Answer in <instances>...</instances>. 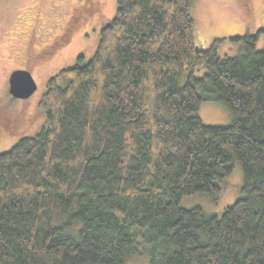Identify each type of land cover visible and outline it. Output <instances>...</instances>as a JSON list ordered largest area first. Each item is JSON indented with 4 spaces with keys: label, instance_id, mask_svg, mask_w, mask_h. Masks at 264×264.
Masks as SVG:
<instances>
[{
    "label": "trees",
    "instance_id": "1",
    "mask_svg": "<svg viewBox=\"0 0 264 264\" xmlns=\"http://www.w3.org/2000/svg\"><path fill=\"white\" fill-rule=\"evenodd\" d=\"M192 4L117 0L94 56L49 79L45 125L0 154V264H127L145 245L149 264H264V30L221 57ZM206 101L232 123L194 115ZM236 164L244 197L221 217L182 206L218 201Z\"/></svg>",
    "mask_w": 264,
    "mask_h": 264
},
{
    "label": "rangeland",
    "instance_id": "2",
    "mask_svg": "<svg viewBox=\"0 0 264 264\" xmlns=\"http://www.w3.org/2000/svg\"><path fill=\"white\" fill-rule=\"evenodd\" d=\"M116 10L117 0H0V154L21 138L35 136L41 130L46 118L40 101L49 79L75 66L80 56L86 62L94 56L101 28L115 17ZM191 13L197 44L205 48L213 40L221 39L218 44L221 57L243 53L242 44L232 38L264 30V0H193ZM66 32L70 35L62 41L65 45L58 48L57 54L43 60L40 53ZM263 46L264 34L257 48ZM16 70L32 72L38 84L36 92L27 99L15 98L10 93V77ZM206 72V67L196 68L194 76L200 78ZM187 78L188 72L182 83ZM194 115L210 126H228L233 120L230 110L214 101L204 102ZM219 183L224 190L218 201L198 194L185 197L182 206L200 207L207 215L221 217L229 206L244 197L241 165L236 164L233 172ZM140 241H143L141 237ZM151 248L145 245L143 253L132 257L127 264H149Z\"/></svg>",
    "mask_w": 264,
    "mask_h": 264
},
{
    "label": "water",
    "instance_id": "3",
    "mask_svg": "<svg viewBox=\"0 0 264 264\" xmlns=\"http://www.w3.org/2000/svg\"><path fill=\"white\" fill-rule=\"evenodd\" d=\"M38 85L32 73L28 70H16L10 77V93L19 99L31 97Z\"/></svg>",
    "mask_w": 264,
    "mask_h": 264
},
{
    "label": "flooded vegetation",
    "instance_id": "4",
    "mask_svg": "<svg viewBox=\"0 0 264 264\" xmlns=\"http://www.w3.org/2000/svg\"><path fill=\"white\" fill-rule=\"evenodd\" d=\"M102 29V28H101ZM66 30H68V31H71V30H69V29H67L66 28ZM68 35H70L68 32H66L65 34L63 33L60 37H58V40H56V41H54V42H56L55 44H54V42H53V44H51V45H49L48 46V49H44L41 53H43V54H41L40 53V55H44V58H43V60L44 59H46V58H48V57H52V56H54V54H57V51L59 50L58 48L60 47H62V46H64L65 44H63L64 42H62V41H65V39H66V37L68 36ZM52 49H54V50H52ZM50 55V56H49ZM41 62V61H40ZM32 73V72H31ZM38 85V84H37Z\"/></svg>",
    "mask_w": 264,
    "mask_h": 264
}]
</instances>
